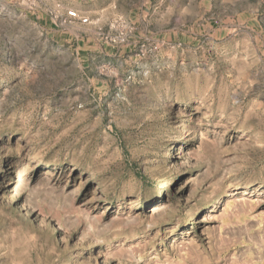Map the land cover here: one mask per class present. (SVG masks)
<instances>
[{
  "label": "rangeland",
  "instance_id": "obj_1",
  "mask_svg": "<svg viewBox=\"0 0 264 264\" xmlns=\"http://www.w3.org/2000/svg\"><path fill=\"white\" fill-rule=\"evenodd\" d=\"M0 264H264V0H0Z\"/></svg>",
  "mask_w": 264,
  "mask_h": 264
},
{
  "label": "built area",
  "instance_id": "obj_2",
  "mask_svg": "<svg viewBox=\"0 0 264 264\" xmlns=\"http://www.w3.org/2000/svg\"><path fill=\"white\" fill-rule=\"evenodd\" d=\"M69 15L72 16V17H78V14L75 11L69 12ZM82 21L83 22H86L87 21V18H84Z\"/></svg>",
  "mask_w": 264,
  "mask_h": 264
}]
</instances>
